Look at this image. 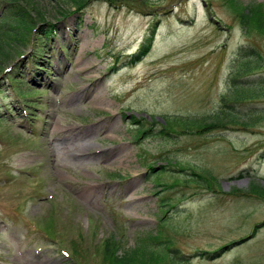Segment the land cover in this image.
<instances>
[{
    "label": "rangeland",
    "instance_id": "374dc122",
    "mask_svg": "<svg viewBox=\"0 0 264 264\" xmlns=\"http://www.w3.org/2000/svg\"><path fill=\"white\" fill-rule=\"evenodd\" d=\"M233 1L34 0L59 30L50 75L23 64L41 108L5 112L23 104L2 87L0 264H75L74 247L102 264L106 236L134 249L159 231L193 264H264V199L248 192L264 181V32L236 11L264 0ZM142 122L158 134L139 135Z\"/></svg>",
    "mask_w": 264,
    "mask_h": 264
},
{
    "label": "trees",
    "instance_id": "16d2710c",
    "mask_svg": "<svg viewBox=\"0 0 264 264\" xmlns=\"http://www.w3.org/2000/svg\"><path fill=\"white\" fill-rule=\"evenodd\" d=\"M4 1L7 4V8L2 17H0V70L2 69L1 62H4L12 57L11 50L14 51L15 49L16 52L21 53L19 54V57L21 59L14 60V62H16L14 67H12L11 71L8 72L4 77V82L0 81V100H3L2 102H4V100L6 99V92L2 90V87H4L6 84L5 82H7L6 86L11 87L12 91L16 95V98H19L18 100H20L23 105L16 107L13 103L7 104L5 105V112H14L17 109L22 112L19 114L23 117L25 116V111L23 112L21 109H30L31 107H39L44 104V102H42V104L39 105V102L36 100H33L34 102H32V98H35V95L31 94L32 89L29 90L23 87V85H27L29 83L25 71L26 68L23 67V64L28 61V66H31L30 68L28 67L29 70H31V74H35L38 70L48 71L47 69L48 67H50L52 59H45L43 52H47L50 49V42H53L54 39L57 38L59 28L57 27L55 22L51 23L50 21H47L44 13L35 6L34 0ZM70 1L74 3L76 9H82L87 2V0ZM232 1L233 0H231V2ZM236 8V11H239V15L237 14V17L239 18V21L244 28H256L261 32H264V4L262 5L254 3L247 5L246 7H244L246 9L243 8L244 11L242 10L240 4L237 5ZM153 38V33L150 36L148 35L146 41L142 45L143 50L148 44L151 43V41L153 42ZM30 45L32 47L29 54H26V51L21 52L22 47H26L28 50ZM254 52L258 54L256 55L257 59H247V64L249 65L247 70L252 68V66L256 67V64L261 60V53L258 52L257 49H254ZM26 56L27 59H24ZM42 60H45V65H43L42 68H39ZM252 73L253 72L251 71L245 70L243 74L244 76H248ZM48 74L50 75L51 73L48 72ZM261 88H264V83L263 85H261ZM21 97L25 99L22 100ZM2 110L3 109H0V114L5 115L1 112ZM226 116H231L233 118V121L235 118L241 117L233 113L232 111L227 112ZM226 116H224L223 119H227ZM31 117L37 120L39 118V113H33ZM215 117H218V115ZM220 117L222 116H219L218 118ZM0 118L7 119L6 117L2 116H0ZM133 118L137 119L136 116H133ZM221 122L224 124H222ZM208 124H212L211 126H217L218 128L223 126L226 127L225 121H219L218 123L213 122ZM136 128L137 132H139V135L145 133L150 134L151 132L154 135L158 134L151 126H148L144 122H142ZM159 133V135H164L166 132L163 129ZM150 167L151 170L154 171V166L151 165ZM193 174L197 175V173ZM248 192L254 194L257 198L264 199V181H254L252 183V186L248 189ZM259 227L260 225H256L253 229V233L257 232ZM159 233L162 234V231H159ZM159 233L156 232L154 235L149 234L148 237L142 238V245H139L134 249H126L124 247V244L121 241L117 240L114 235L106 236L101 240V243H99V247L97 248V252L99 251V253L102 255V264H157L159 254H156L155 251L149 250L151 249L150 246L154 242L164 244L162 253L170 260L172 264H193L190 261V255L188 253H185L178 247L174 246L171 238L164 239L165 237L162 238V235H159ZM54 234H57V231ZM74 248L75 255H72V260L77 261L75 262V264H82V262H79L80 258L76 255L80 252L76 247ZM65 252V256L71 257L70 251L65 249ZM203 253L215 255L220 253V249L217 251H205Z\"/></svg>",
    "mask_w": 264,
    "mask_h": 264
}]
</instances>
